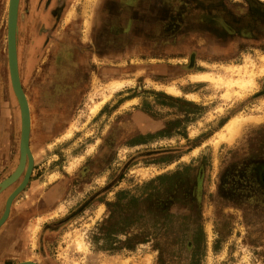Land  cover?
<instances>
[{
    "label": "rangeland",
    "instance_id": "374dc122",
    "mask_svg": "<svg viewBox=\"0 0 264 264\" xmlns=\"http://www.w3.org/2000/svg\"><path fill=\"white\" fill-rule=\"evenodd\" d=\"M244 2L170 0L138 10L130 28L127 0H72L46 41L33 37L38 29L18 26L34 169L10 221L22 226L31 258L47 264H264V188L254 173L264 161V120L244 124L234 141L216 142L234 116L264 117L263 39L226 45L225 36L215 42L210 30L212 15ZM7 32L0 17V108L6 113L0 179L20 159L21 109ZM247 59L257 69L256 86L247 92L234 87L225 97L226 86L194 77H230L228 64ZM117 79L125 84L112 92ZM123 190L128 196L117 207ZM138 234L148 240L128 248Z\"/></svg>",
    "mask_w": 264,
    "mask_h": 264
},
{
    "label": "flooded vegetation",
    "instance_id": "af4514ba",
    "mask_svg": "<svg viewBox=\"0 0 264 264\" xmlns=\"http://www.w3.org/2000/svg\"><path fill=\"white\" fill-rule=\"evenodd\" d=\"M129 9L133 10L129 17L130 28L136 22V17L133 15L138 10L139 12L148 11L151 8L155 9L164 3H170V0H127ZM72 0H19L18 3V26L21 30L38 29L33 37L40 41L47 39L48 30L52 27H57L58 21L62 16L70 11ZM220 3V2H215ZM226 10L223 15H212L213 21L210 30L214 35L215 42L217 38L220 43L223 36L228 45L234 41H245L252 39L255 41H264V3L259 0H245L243 5L226 4ZM9 9L10 0H0V17L4 16L6 20L7 30L9 28ZM217 12L215 11V14ZM147 23V20H142ZM57 24V25H56ZM39 27V28H38ZM54 27V30H55ZM224 30V31H222ZM40 33V34H39ZM260 35H263L261 38ZM8 37V32H7ZM51 38V37H50ZM223 41V40H222ZM13 169L7 176L0 179V182L12 174ZM258 180L261 183V188H264V161L260 162L254 171ZM22 176L15 184L3 190L0 194V219L6 210L7 201L13 191L23 181ZM236 178L235 175L231 180ZM234 184L231 182L230 187L234 189ZM9 190V191H8ZM19 196V195H18ZM17 196V197H18ZM12 202L10 214L5 223L0 227V264H15L23 261H33L38 264H47L45 262L35 260L29 256L30 249L25 246L23 241L22 226H19L18 221L11 222L14 203ZM11 222V223H10ZM23 241V242H22ZM24 245V246H23ZM39 248V246L37 247ZM45 249V248H44Z\"/></svg>",
    "mask_w": 264,
    "mask_h": 264
},
{
    "label": "water",
    "instance_id": "95a60500",
    "mask_svg": "<svg viewBox=\"0 0 264 264\" xmlns=\"http://www.w3.org/2000/svg\"><path fill=\"white\" fill-rule=\"evenodd\" d=\"M18 3L19 0H10L9 9V28H8V61L11 76V82L20 104L21 109V138H20V159L16 170L2 182H0V193L14 183L27 167L23 181L10 195L4 215L0 219V227L7 220L12 202L15 197L26 187L30 180L31 173L34 169V155L30 146L32 116L27 94L22 85L17 47V30H18ZM15 264H38L33 261H23Z\"/></svg>",
    "mask_w": 264,
    "mask_h": 264
},
{
    "label": "bare ground",
    "instance_id": "6f19581e",
    "mask_svg": "<svg viewBox=\"0 0 264 264\" xmlns=\"http://www.w3.org/2000/svg\"><path fill=\"white\" fill-rule=\"evenodd\" d=\"M87 22L91 26V21L89 19L87 20ZM262 62H263V64H262L260 70L262 72H264V56L262 57ZM228 65H229V67L227 69H228V71L231 72V75H232L230 77H228V76L225 77L223 75L214 74V73H210V72H204L201 74L199 73L198 75H195L194 77L198 81L213 82L218 87L226 86L228 91L225 93V97L231 96V91L234 89V87H237L236 92L238 94H241L242 92L244 93V92H247L251 89H254V87L256 86V78L255 77L257 74V72H256L257 69H256V64L254 63V61L252 59H247L246 63L244 65H236V66H230V64H228ZM124 84H125V82L123 80H120V79L112 81V85H111L112 92H115V91L123 88ZM169 90L171 92H175V93L180 92V90H178L176 87H169ZM109 96L110 95L106 94L105 99L102 101V103L107 102V99L109 98ZM193 97L197 98L196 95L195 96L193 95ZM98 107H99V105L97 104L96 109H94V110L96 111L98 109ZM263 120H264L263 116H257V115H248V116H244V115L238 116L237 115L236 117L234 116V118H232L225 125L224 131L219 134L220 139L217 140L216 142H219L220 140L234 141L236 139V137L240 135V132H241L244 124H247L250 122L257 123V122H261ZM72 134L70 133L68 135L71 136ZM77 241H78L77 244L79 245V248L86 250L87 247L84 243V240H77Z\"/></svg>",
    "mask_w": 264,
    "mask_h": 264
},
{
    "label": "trees",
    "instance_id": "16d2710c",
    "mask_svg": "<svg viewBox=\"0 0 264 264\" xmlns=\"http://www.w3.org/2000/svg\"><path fill=\"white\" fill-rule=\"evenodd\" d=\"M150 184H152V183H150ZM150 184H148V185H150ZM128 193H129V191H127V190L120 191L118 193V201H116L114 204L117 207H123L125 204L124 200L127 198ZM133 199H135V197ZM111 218H115V216L112 215ZM146 240H148V238L140 237L139 234L135 235L134 237H131L128 239V244H129L128 248L133 249L137 243L145 242Z\"/></svg>",
    "mask_w": 264,
    "mask_h": 264
},
{
    "label": "crops",
    "instance_id": "0c3cea01",
    "mask_svg": "<svg viewBox=\"0 0 264 264\" xmlns=\"http://www.w3.org/2000/svg\"><path fill=\"white\" fill-rule=\"evenodd\" d=\"M1 112H0V144H2L3 142H6V136H5V132H6V125L4 124V121L6 122V119H4V115L6 114L5 112H2V109L0 108ZM5 110V108H4ZM2 146V145H0ZM1 158V155H0Z\"/></svg>",
    "mask_w": 264,
    "mask_h": 264
}]
</instances>
